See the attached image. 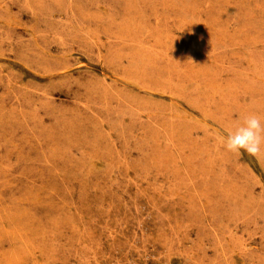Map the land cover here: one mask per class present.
<instances>
[{"label":"rangeland","instance_id":"obj_1","mask_svg":"<svg viewBox=\"0 0 264 264\" xmlns=\"http://www.w3.org/2000/svg\"><path fill=\"white\" fill-rule=\"evenodd\" d=\"M264 0H0V264H264Z\"/></svg>","mask_w":264,"mask_h":264},{"label":"clouds","instance_id":"obj_2","mask_svg":"<svg viewBox=\"0 0 264 264\" xmlns=\"http://www.w3.org/2000/svg\"><path fill=\"white\" fill-rule=\"evenodd\" d=\"M224 147L236 155L243 150L250 156L259 157L264 150V123L261 118L255 114L244 117L243 123L227 134Z\"/></svg>","mask_w":264,"mask_h":264}]
</instances>
